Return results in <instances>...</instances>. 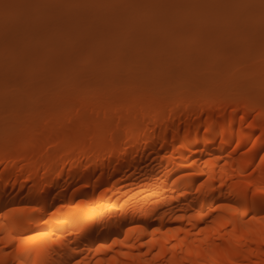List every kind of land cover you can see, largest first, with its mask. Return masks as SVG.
<instances>
[{"label": "bare ground", "instance_id": "obj_1", "mask_svg": "<svg viewBox=\"0 0 264 264\" xmlns=\"http://www.w3.org/2000/svg\"><path fill=\"white\" fill-rule=\"evenodd\" d=\"M250 76L112 113L86 97L91 118L18 128L0 143V264H264V222L216 208L264 175V72L255 90ZM34 232L49 235L22 245Z\"/></svg>", "mask_w": 264, "mask_h": 264}, {"label": "rangeland", "instance_id": "obj_2", "mask_svg": "<svg viewBox=\"0 0 264 264\" xmlns=\"http://www.w3.org/2000/svg\"><path fill=\"white\" fill-rule=\"evenodd\" d=\"M18 2L33 7L12 10L7 20L0 10L1 144L29 124L30 133L44 121L59 119L61 125L72 114L79 119L75 111L87 99L112 113L130 105L129 100L139 103L143 100L139 97L166 87L174 88L168 93L175 97L182 86L190 98L195 93L189 86L199 89L197 98L199 93L217 95L211 87L215 80L224 78L227 82L220 84L229 88L248 74L256 75L249 87L260 88L256 87L264 72L260 0ZM248 4L255 6H243ZM135 89L142 93L129 92ZM234 90L221 92L227 96ZM121 91L130 97L119 96ZM100 96L102 102L97 100ZM81 110L91 116L90 110ZM25 142H16L19 148L13 149L21 150Z\"/></svg>", "mask_w": 264, "mask_h": 264}, {"label": "snow or ice", "instance_id": "obj_3", "mask_svg": "<svg viewBox=\"0 0 264 264\" xmlns=\"http://www.w3.org/2000/svg\"><path fill=\"white\" fill-rule=\"evenodd\" d=\"M244 7H254V4L243 5ZM33 7L31 4L20 3L18 0H0V10L3 11L5 20L8 19L9 13L12 10ZM259 7L261 9L262 18H264V0H260ZM264 161V157L260 158ZM253 174H250L248 178L243 180L239 188L237 189V194L239 199L233 204H217L216 208L220 209L222 207H227L234 210L238 215L240 213L246 214L249 219L244 222H250L254 220H259L264 222V175L258 179L252 178ZM211 212L212 210L209 209ZM215 215V213H213ZM207 227V225H205ZM204 229L202 228L201 231ZM156 231V229H153ZM171 231V229H170ZM49 233L47 232H34L32 235L21 237V244L26 242L35 241L41 237H47ZM57 237L53 234V240ZM20 264H24V261H20ZM67 264H73L72 260L67 261ZM75 264H80V261H76Z\"/></svg>", "mask_w": 264, "mask_h": 264}]
</instances>
